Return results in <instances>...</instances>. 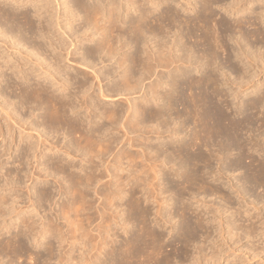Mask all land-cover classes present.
I'll use <instances>...</instances> for the list:
<instances>
[{
  "label": "bare ground",
  "instance_id": "bare-ground-1",
  "mask_svg": "<svg viewBox=\"0 0 264 264\" xmlns=\"http://www.w3.org/2000/svg\"><path fill=\"white\" fill-rule=\"evenodd\" d=\"M4 1L13 6L0 7V139L6 142L12 134L11 142L19 151L15 160L24 168H32L25 174L34 186H40H36L35 200L30 191L25 206L17 210L13 206L12 211L8 206L21 197L15 187L24 168L18 167L14 175L8 170L9 177L0 183V188L11 185L14 192H0V230L7 227L9 232L10 225L18 228L8 240L0 232V264H14L12 257L28 250V241L38 237L47 241L41 244L50 251L48 260L56 253V241L60 247L70 245L58 253L61 264H171L175 258L176 264H185L191 258L187 264H212L217 262L219 252L205 253L207 244L195 247L200 237L205 243L214 242L213 233L223 236L227 228L231 239L242 235L247 238L264 225L259 214H254L261 224L257 225L256 218L239 233L238 215H244L241 209L225 219L230 207H214L203 197L197 199L199 194L194 190L200 185L206 192L204 184L214 172L212 163L221 160L226 150L238 149V156L228 162L229 169L238 170L244 167L246 147L257 149L258 143L246 142L242 133L257 126L264 97L257 96L235 109L234 102L229 101L230 95L239 97L253 81L248 78L252 66L261 68V61L264 67V56L252 53L253 44L247 41L255 38L258 47L264 40L257 19L217 22L208 0ZM54 2L64 8L63 14L52 8ZM246 2L232 0L226 8L244 12ZM198 3L199 10L192 13ZM27 5L33 12L20 10ZM261 16L264 23V11ZM63 17L66 24H62ZM226 36L236 38V43L231 45ZM219 48L248 58L244 71L232 68L237 74L233 79L217 64ZM99 64H104L105 70L97 71ZM94 79L99 83L96 87ZM104 79H108L105 84ZM223 85L229 87L222 90ZM140 92L143 100L132 102V95ZM122 98L129 103L127 107L114 102ZM104 100L113 103L110 106ZM188 128L191 134L184 139ZM77 133L80 137L73 141ZM139 135L145 136L141 147L144 156L150 155L145 157L149 163L143 161L140 169H130L124 177L119 170H124L125 158H133L129 146L141 142ZM216 141H220L219 147ZM114 146L120 148L114 151ZM107 155L112 158L108 160ZM138 161H128V165L138 166ZM246 169V184L264 185V162ZM216 172L215 176L221 174L223 179L224 172ZM50 175L59 183V192L73 196L60 209L68 225L66 231L57 226V218L41 213L43 203L51 202L54 195ZM106 176L109 180L104 179ZM95 185V193L102 199L97 207L93 198H88L90 187ZM171 190L175 194L172 205ZM195 198L203 206L200 212L193 208ZM77 201H81L79 207L85 205L83 209L74 205ZM94 207L104 223L94 224L97 217L88 212ZM14 212L19 221L13 220ZM244 212L250 215V211ZM167 231H175L174 240L180 244L175 257L165 253ZM192 246L197 248L196 255L191 252ZM1 255L8 260L5 262Z\"/></svg>",
  "mask_w": 264,
  "mask_h": 264
},
{
  "label": "rangeland",
  "instance_id": "rangeland-1",
  "mask_svg": "<svg viewBox=\"0 0 264 264\" xmlns=\"http://www.w3.org/2000/svg\"><path fill=\"white\" fill-rule=\"evenodd\" d=\"M208 1H211V6L213 7L214 12L216 14V21L217 22H219V21H224L225 22V20H227L226 22L230 21V24H233V23H235L236 19H238V18H244L243 20L248 21L249 19H251L253 17L252 20L257 19L258 28H259V30L262 33L261 37L264 38V23H262L263 20L260 22V19L262 18L261 13L264 11V0H255L252 3L250 2L251 0H246L247 2L244 5L245 11L244 12H239V13L226 8V7H228V4L232 2V0H219L218 2H214V3H212V0H208ZM11 6H13V5H11L9 3V1L0 0V7H2V8L5 7L6 9L7 8L9 9V8H11ZM200 6H201V3L195 4V8H193V12L192 13H194V11L196 12V10H199ZM52 8L57 10L58 13L63 14L62 11H64V8L60 7V6H57V4L55 2H54V6ZM25 9L26 10H30L31 12H33L31 10L32 7L30 5H27V7L22 8L20 10H25ZM181 10H183V8ZM185 13L186 14H190L191 12L190 13L183 12V14H185ZM254 16L255 17L258 16V18H254ZM66 23H67V20H66V18L63 17L62 24H66ZM213 23H215V22H213ZM257 25H256V27H257ZM216 28H218V26H216ZM199 33H201V31H199ZM234 35L239 36L240 34L235 32ZM178 36H180V34H178ZM261 37H260V39H261ZM224 39L226 41L230 42L231 45L236 43V38H234L233 40H230V36H226V37H224ZM254 40H255V38H252V37H250V39L248 38V40H247L249 43L251 42L250 45L253 44L250 51H252V53H255V54L257 52V54H262L264 56V47H263L264 46V40L260 41L262 43H260V44L258 43L259 44L258 47L256 46V41L254 42ZM254 43H255V45H254ZM78 45H79V43H78ZM73 47L75 48V46H73ZM74 50H76V49H74ZM260 51H261V53H260ZM217 53H218L217 64H219L220 66L222 65L224 67L223 70H225V71L228 70V74L230 75V77H232V79L235 78V76L237 75L236 72L232 71L233 67H236L238 69H242L243 68L242 71H244V67L246 66L244 61H248V58L246 59L245 55L241 54L239 56H236L235 54L230 53L229 50H224L223 48H222V50H221V48H219ZM66 63L68 64V62H66ZM259 63H260L259 65H260L261 68H257L256 64H255L254 66L256 68L254 66H252L253 69H250V71H249L250 73L254 72V73H252L254 75L249 73V75H250L249 76L247 74L249 76L248 78L250 80H253V81L250 82L246 87H244V88H246V89H244L245 91H242V92L239 91L240 92L239 97L234 96V94L229 96V101H233L234 102V104H233L234 109H235V107L237 105L239 107L242 104L247 105L249 102H251V100H253L254 98H257V96L258 97L259 96L264 97V69H263L264 67H263V64H261V61ZM74 67H77V66L74 65ZM95 68H96L97 71L98 70L99 71L100 70H102V71L105 70L104 64H99ZM10 72L11 71H8V73H10ZM89 72H92V70H90ZM194 73H196L197 75H200L199 73H201V72L194 71ZM92 74L93 73H90V75H92ZM222 75H224V72H222L220 74V77ZM251 76H253L254 78L251 77ZM116 79H117V77H116ZM94 80L95 81H94V85L93 86H95L96 84H97L96 86H98V84H99L98 80H96V79H94ZM107 82H108V79H106V80L104 79L103 83L105 84ZM164 85H166V83H164ZM255 85L257 86V90H255V87H256ZM227 87H229V86H226V85H223V87L220 86V88L222 90L226 89ZM162 90H163V88H162ZM8 91H10V90H8ZM95 91H97V89ZM164 91H165V88H164ZM91 92H93V90H91L90 93ZM96 93H94V94H96ZM141 94L142 93L140 92V93H136V96H135V94L132 95L133 96L132 102H135V101L139 102L140 100L142 101L143 100V98H142L143 96H141ZM11 95H14V94L11 92ZM101 100L103 101V98H101ZM124 100L125 99L122 98L119 101H114V102H118V104L124 105V107H127L129 105V103L126 102V100L125 101ZM1 101L4 102L5 101L4 98ZM105 102L106 103L110 102V106L113 103V101H108V102L105 101ZM108 106H109V104H108ZM180 108L182 110H184V106L183 105H180ZM258 112H259L258 115H259L260 121L258 122L257 126L255 125V127L248 128L242 133V136L245 138L244 140L246 142H248L249 140H252V141H255V142L258 143V146H257L256 150L250 148L251 145H248L246 147L245 152H244V156H243L244 158H242V165L244 167L240 168L238 170L229 169L228 168V162H229L230 158H235L236 156H238V152L239 151H238V149H234V150H230V151L226 150L224 152V154H222L223 158L221 160H215L212 163L214 172H212L209 175V177H207V179H206V180H209V183L204 184V187H206V192H205V190H203L200 187V185L194 186L195 192H197L199 194L197 199H200L201 197H203L204 200L206 199L207 202H209L214 207H217V206H221V208H225L226 207L225 209H228L227 206L230 207L229 211H226L224 213V218L225 219H229V217H231V216H229V215H231V212L236 213L237 210L239 211L241 209V212L244 215L242 217H241V215H238L237 224L241 227L239 233H241V231H243L242 229L249 228L248 225L250 226V223L255 221V219L257 217L256 218L253 217L254 214L255 215L259 214V217H258L259 220L263 219L262 221L260 220V222H264V185H259V184L253 183V182H252L253 185H251L250 183L246 184L244 182V177L247 175V172H246L247 169L246 168L250 167V165H251V168H254L257 164H259V161L264 162V106ZM124 120H125V117H124ZM4 122H5L4 119H1V124H4ZM4 127H5V125H4ZM5 129H6V127H5ZM189 129L190 128H188V131H189ZM124 131L125 130L121 129V132H124ZM187 132H185L184 135ZM121 134H123V133H121ZM147 134L144 133V135H147ZM155 134L154 133L153 134L149 133L148 135L151 137V136H153ZM190 134H191V129H190L189 134L185 135L184 139H187L190 136ZM79 135H80V133L75 134L72 140L76 141L78 139ZM144 135H139L138 136V139H140L139 141H141L140 143L135 144L133 147L128 145L130 148L133 149L132 150L133 152L131 154H133V153L134 154L131 155V158L133 156L132 159H130V156H128L127 158L124 159V161H125L124 164L125 165L123 164V166H122L124 170H119V172H121L124 177H125V175L127 176V174L131 173L130 169L131 170L132 169L136 170V169H138V167L140 169L141 166H142V163H144L145 161H146L145 163H149V161H147V158H150V155H146L145 154L146 156H144V154L142 153V151L144 149L141 146H143L142 143H143V140L145 139ZM10 136H12V134ZM10 136H9V139L6 140V142L5 141H1V139H0V155L1 154L4 155V156L1 155V158H0L1 159V162H0V183H2V184H3V182L5 183V180L9 177L8 176V172L10 170L14 171L13 172V175H14V173L16 174V171H17L16 169L18 167L20 169L24 168L23 166L19 165V161L15 160V157L18 154L19 151H17V144H15V142H11V137ZM61 139H62V136H60L59 140H61ZM89 139H91V138H89ZM153 139H155V136L153 137ZM160 139L162 140V138H160ZM216 142L215 143H216L217 147H219L220 146V141H216ZM5 143H7V144H5ZM160 143H161V141H160ZM160 143L158 145H160ZM138 144H139V146H138ZM115 147L116 146H114V148H113L114 151H117L120 148L119 146L117 148H115ZM5 148H7L9 151H7V149H5ZM140 148H142V149H140ZM137 150L141 151L140 153L142 155L139 154L140 156L139 155L137 156V154H138ZM205 150H206V147H203V151H205ZM168 154H169V152H168ZM175 154H178V152L174 153V156L177 157L178 155H175ZM110 156H112V155H109V157L107 155L106 158L107 159L108 158L111 159L112 157H110ZM145 157H147V158H145ZM134 158H135V160H134ZM126 159H127V161H126ZM131 160H133V161H138L139 160L138 161V166L134 165V167H136V168H134L133 165H130V166L128 165V161L133 162ZM254 160H259V161H254ZM169 166H170V164L168 165V168L170 170L171 166L170 167ZM29 168H30V170L32 169L30 166L28 168L26 166L24 169H22L23 172L21 171L19 173L20 174L19 177H21V178L19 179V181L17 183V187H15V192L20 194L21 197H20V199L17 200V202L11 203L8 206V209H11L12 211L14 210V208L17 210V208L21 207V205H22V207H24L25 204H26V201L28 199V196H29V194L31 192L33 193V199L34 200L36 199V197H35L36 195L34 193L37 191V187L40 186L39 185L40 183H38V185H36L37 186L36 187V186H34L33 180L30 179V176H26L25 171H27V169H29ZM200 168H203V166H201ZM218 170H221V171L224 172L223 179L220 178L221 174H217L218 177L215 176L216 173H217L216 171H218ZM128 172H130V173H128ZM166 176L167 175H165V177ZM106 177L104 179L105 180H109L110 177L109 176H106ZM15 178H17V176ZM217 178H219V180ZM55 180L56 179H54L52 175H50L49 178H48V181L51 182V184L54 186V188L52 187L54 195H53V199H52L51 202L45 201L43 203V206L41 207V213L43 212L42 214L46 215L45 216L46 218L50 217V216L55 217L54 219L57 218L56 219L57 226L62 227L63 230L66 231L67 228H68V225H66V223H65L66 219L63 220V217H62L63 213H62L61 210H62V207H63L62 206L63 203L65 201H72L73 200V196L71 194L67 195V194L59 192L60 185ZM64 181H65L64 182L65 185L69 184L68 183L69 181L67 182L66 179ZM161 181H162V179H161ZM55 182L58 183V184H56ZM98 184H100V183H98ZM98 184H96V185H98ZM48 185H49V183H48ZM96 185L93 186V187H90V189H89V193L90 194H89L88 198H91V199L93 198L94 206L96 205V207H97L98 205H100V203H101L100 201H102V199H100V196L97 195V193H95L96 192V188H98V186H96ZM128 187H130V185H128L126 188H128ZM170 187L173 188V186H171V185H170ZM93 188H95V189H93ZM213 189H216V190L220 189L221 192H215ZM241 189H244V191H246V192H244ZM172 190L169 192V194H170L169 195V197H170L169 199H170L171 205L173 203L172 199L175 196L174 191H172ZM240 190L243 191V192L239 193ZM3 191L4 192H6V191L9 192L10 191L11 194L12 193L14 194V192L11 191V185L10 186H5L4 188L1 187L0 188V192H3ZM187 196H189V195L187 194ZM243 196H246L245 197V202L243 200ZM197 199L195 198L193 200V206H194L193 208H195L197 210V212H200L201 210H203V206H200L201 203L197 202ZM252 200L254 201L253 204L251 203ZM229 201L231 203H229ZM244 203L246 205H244ZM74 205H76L78 207L82 206L81 201L80 202L77 201V203H75ZM171 205L167 206V207L171 208ZM13 206H14V208H13ZM84 206L85 205H83V208H84ZM241 206H243V207H241ZM96 207H94V208H92L91 210L88 211V212L91 211L92 212V213L90 212L91 215L94 214V217H97V218H94V222H95L94 224H96V223L101 221V218H99L98 217L99 215H97L98 213L96 212V210H97ZM79 208L83 209L81 207H79ZM8 209H7V211H9ZM11 210H10V212H11ZM124 211H127V208L124 209ZM244 211H250V215L246 214V212H244ZM71 212H72V210H71ZM204 212H202V214ZM73 214H74V212H72V215H71L72 219L75 218L74 217L75 214L74 215ZM11 215L14 218L13 220H18L17 217H15L16 216V212L12 213ZM22 215H23V213H22ZM252 217H253V219H252ZM248 218H250V219H248ZM258 218L256 219L257 225L261 224V223H259ZM244 220L245 221L247 220V221L245 222ZM101 222L104 223L103 221H101ZM217 222H214L213 224L215 225V224H217ZM178 223L179 222H177L176 224H178ZM10 226H11V229H10L9 232H7V229H9L7 227H5L4 229L0 230V232L4 236L3 238L6 239V240H8L11 237H13L14 235H16V233H17L16 230H18V228H16L14 230L13 225H10ZM219 229H221V228H219ZM114 230H112V231L114 232ZM227 230L228 229L226 228L225 231L227 232ZM226 232L224 233L223 236L221 235V233H218V232H215L216 234L213 233L212 238H214L215 240L214 239H212V240L215 243L212 242V241H210V242L208 241V242L205 243L204 242L205 239L202 236V237L199 238V244H197L195 247H197L198 245H201V244H202L201 246L207 244V245H205V251H204L205 253L209 252V254H210L212 251H218L219 253H217L218 254L217 257H218V259L220 257L221 258L219 260L217 259V262H215V263L213 262L214 264H216V263L217 264H264V225L263 226L259 225L258 231L256 233H254V235H252L251 237H247V238L242 235V237L240 239L237 236H234L235 238L231 239V237L228 236V234ZM167 233H168L166 235L167 246L165 248V253H168L171 256L175 257V256H177V250H178L177 247H180V244H178V242L174 240L175 237H176V232L175 231L170 232V233H169V231H167ZM256 235H258V236H256ZM115 237H118V233H117V235ZM43 240H44V238L38 237V240H34V241H31V242L28 241L29 243H27L28 244L27 249L28 248L29 249L25 250L26 252L25 251L19 252L18 256L12 257V260H13L14 264H46V262H47V264H61V263L58 262V257H59L58 253H60L61 251L62 252L64 251L63 247L66 246V248L67 247L69 248L70 245L67 243L66 245H63V247H60L59 242L56 241L55 242V247H54V250H55L56 253L52 257V259L48 260V257L50 258V254H48V253H50V251H48V249L46 248V244L45 243L47 241H43ZM41 242H45V243L41 244ZM176 242H177V245H175ZM192 247H191V252H193V254L196 255L198 253L197 252V248H195V247L192 248ZM213 248H215L216 250L213 249ZM78 252L79 251H77V254H76L77 257L79 255ZM1 257H3V260H5V262L8 260V257H6V256L4 257L3 255H1ZM175 259H174V261L177 260V259L176 260ZM191 259L190 260H185L184 263L185 264L190 263ZM174 261L171 264H176V262H174ZM8 264H10V262Z\"/></svg>",
  "mask_w": 264,
  "mask_h": 264
}]
</instances>
